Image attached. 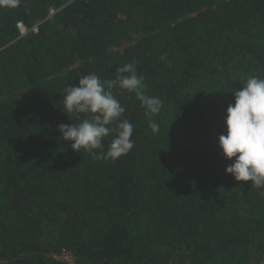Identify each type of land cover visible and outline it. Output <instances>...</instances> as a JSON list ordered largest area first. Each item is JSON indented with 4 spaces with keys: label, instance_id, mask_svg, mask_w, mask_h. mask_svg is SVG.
<instances>
[{
    "label": "trees",
    "instance_id": "obj_1",
    "mask_svg": "<svg viewBox=\"0 0 264 264\" xmlns=\"http://www.w3.org/2000/svg\"><path fill=\"white\" fill-rule=\"evenodd\" d=\"M132 62L161 110L117 85L134 147L74 151L58 126L90 114L67 112L66 87ZM251 76L264 79V0L0 7V264H264V188L227 174L219 146Z\"/></svg>",
    "mask_w": 264,
    "mask_h": 264
},
{
    "label": "clouds",
    "instance_id": "obj_2",
    "mask_svg": "<svg viewBox=\"0 0 264 264\" xmlns=\"http://www.w3.org/2000/svg\"><path fill=\"white\" fill-rule=\"evenodd\" d=\"M19 4L20 0H0V7L15 8ZM117 85L135 92L146 114L161 110L163 102L145 94L144 77L137 74L135 62L118 68L114 80L102 81L95 73L83 75L78 84L66 87L63 106L68 113L90 114V118L58 126L63 140L73 141L74 151L83 148L93 159L115 160L134 147L131 140L134 126L127 119L120 120L125 109L111 91ZM114 122L116 126L111 127ZM225 124L227 132L219 136V146L225 158L232 161L226 173L238 182L251 181L250 187L264 188V79L251 76L241 90L234 92V103L227 107ZM149 127L153 132L159 131L154 121H149ZM112 133L114 138L105 153L104 138ZM97 149L99 153L94 151Z\"/></svg>",
    "mask_w": 264,
    "mask_h": 264
},
{
    "label": "built area",
    "instance_id": "obj_3",
    "mask_svg": "<svg viewBox=\"0 0 264 264\" xmlns=\"http://www.w3.org/2000/svg\"><path fill=\"white\" fill-rule=\"evenodd\" d=\"M54 13H55V11L52 10L51 14H54ZM17 27L20 30L21 36L27 35V33H29V31H30L29 29H27V27L22 22H19L17 24ZM31 30L34 32H37V26H34L33 28H31ZM55 258L57 260L67 262L68 264H73V262H74V258L72 257V255H70L69 253H66V252L62 253L61 255L55 256Z\"/></svg>",
    "mask_w": 264,
    "mask_h": 264
},
{
    "label": "rangeland",
    "instance_id": "obj_4",
    "mask_svg": "<svg viewBox=\"0 0 264 264\" xmlns=\"http://www.w3.org/2000/svg\"><path fill=\"white\" fill-rule=\"evenodd\" d=\"M34 26H37V25H34Z\"/></svg>",
    "mask_w": 264,
    "mask_h": 264
}]
</instances>
